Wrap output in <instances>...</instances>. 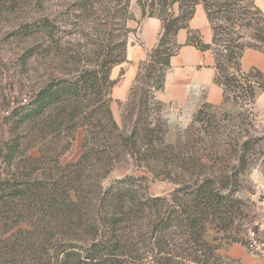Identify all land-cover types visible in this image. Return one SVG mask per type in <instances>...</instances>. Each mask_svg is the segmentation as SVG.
Returning <instances> with one entry per match:
<instances>
[{"label": "trees", "instance_id": "16d2710c", "mask_svg": "<svg viewBox=\"0 0 264 264\" xmlns=\"http://www.w3.org/2000/svg\"><path fill=\"white\" fill-rule=\"evenodd\" d=\"M19 1L0 0V9L12 10ZM109 1L122 22L121 32L112 35L89 64L50 78L12 113L14 134L33 137L40 144V156L32 160L51 168L48 172L45 166L37 177L0 178V223L27 222L32 227L28 237L11 246L0 241V264H212L219 255L208 239L209 231L227 232L241 214L237 188L206 174L205 158L195 150L205 137L191 134L186 143L182 137L165 142L168 126L160 116L163 104L156 94L163 90L171 58L181 48L178 32L189 29L196 6L203 4L212 42L205 43L198 30L189 29L187 43L213 51L215 81L224 89L225 103L255 102L257 89L264 90V73L244 71L241 60L248 48L264 53V12L256 0H137L142 17L160 18L162 30L140 65L121 126L111 108L110 94L117 82L111 71L127 60L128 33L133 31L128 21L135 20L131 0H74L73 6L79 12L76 17L87 20L97 6L109 7ZM46 2L35 0L38 7ZM54 28L50 16H39L22 25L17 35H40L42 46L36 52L49 55L53 48L45 42L54 38ZM215 106L204 102L187 132L197 122L205 124L206 118L215 117L208 112ZM79 127L85 130L83 152L77 162L62 166L59 159ZM204 130L206 136L213 133ZM126 155L133 158L137 170L155 177L166 170L162 162H171L189 177L175 178L168 172L177 184L169 195L148 193L145 175H127L106 184L113 162ZM17 157L23 159L20 145L12 144L9 163ZM91 172H98L97 181ZM10 253L15 256L6 260Z\"/></svg>", "mask_w": 264, "mask_h": 264}, {"label": "rangeland", "instance_id": "374dc122", "mask_svg": "<svg viewBox=\"0 0 264 264\" xmlns=\"http://www.w3.org/2000/svg\"><path fill=\"white\" fill-rule=\"evenodd\" d=\"M73 1L47 0L43 7H38L35 0L29 3L20 0L12 10L0 9V178H27L30 174L33 177L41 176L45 166L50 171L49 165L32 160V157L40 156V144L35 143L33 137L19 138L14 134L15 126L11 117L13 111L23 104L25 98L30 101L33 94L50 78L63 76L67 70L89 64V59L99 54L101 47L109 43L110 37L121 32L122 22L117 18L116 10L111 7V1L107 3V8L97 6L95 14L87 20L76 17L79 12L74 10ZM137 6V0H131L130 10L133 14ZM39 16H50L54 21L56 34L51 41L45 42V46L53 48L49 55L36 52L43 40L40 35H17L22 25L30 24ZM133 21H128V27L131 28ZM31 51L35 53L30 54ZM263 91L259 88L257 94H262ZM125 103L119 106L115 115L121 126L124 125V114L129 111L125 108ZM167 111L166 105H162L160 116L167 121L168 126L164 135L165 142L175 143L182 137L186 143L191 134L205 137V143H198L195 150L205 158L208 165L206 174L215 176L220 183L229 182L233 189L237 188L235 195L241 199V214L234 219L229 230L225 232L213 228L209 231L208 239L218 247L216 253L219 255L218 260H214L212 264H257L252 260L253 255L245 249L243 239L247 229L255 226L264 216V125L261 123L264 104L258 107L254 102L243 99H239L238 103L227 101L209 109L208 112L215 117L206 118L205 124L197 122L191 132L187 130L192 121L185 127L180 121L172 124ZM205 128L211 129L214 134L206 136ZM84 137L85 130L79 127L69 150L59 159L62 166L79 160L83 152ZM12 144L20 145L23 159L17 157L10 164L8 153ZM190 149L193 150V147L190 146ZM113 164L106 184L127 175H145L149 177L147 191L153 195H169L177 187L168 178L170 172L175 178L189 177L188 173L176 168L171 162H162L166 170L157 177L137 170L133 158L128 155L116 159ZM176 172L179 174L176 175ZM97 173L91 172L95 181L98 180ZM93 188L94 185H91V189ZM12 225L14 224L11 222L0 223V241L9 246L20 238L28 237L32 229L27 222L11 228ZM21 231H26L25 235L20 236ZM14 256L10 253L5 259L9 260ZM141 264L153 263L145 261Z\"/></svg>", "mask_w": 264, "mask_h": 264}, {"label": "crops", "instance_id": "0c3cea01", "mask_svg": "<svg viewBox=\"0 0 264 264\" xmlns=\"http://www.w3.org/2000/svg\"><path fill=\"white\" fill-rule=\"evenodd\" d=\"M256 4L264 12V0H256ZM134 15L135 20L130 24L133 31L128 37L127 60L114 66L111 71V78L117 80L111 92L114 116L119 111V106L126 102L140 65L157 45L162 30L161 19L143 18L140 6L135 8ZM189 29L198 30L205 43L212 42L213 30L203 4L196 6L195 14L189 21ZM189 29L184 28L178 32L177 41L181 48L171 58L163 90L156 94L157 99L166 105L170 123L183 122L184 127L192 121L193 115L204 102L216 106L225 103L224 89L215 81L214 53L211 49L202 51L188 44ZM241 66L244 71L258 69L264 73V53L253 48L246 49ZM263 104L264 91L256 95L254 102L258 107ZM252 260L260 264L258 257L253 256Z\"/></svg>", "mask_w": 264, "mask_h": 264}, {"label": "built area", "instance_id": "2783aa9c", "mask_svg": "<svg viewBox=\"0 0 264 264\" xmlns=\"http://www.w3.org/2000/svg\"><path fill=\"white\" fill-rule=\"evenodd\" d=\"M24 102H27V98ZM261 123L264 125V118H261ZM243 245L250 254L260 259V264H264V216L255 226L247 229Z\"/></svg>", "mask_w": 264, "mask_h": 264}]
</instances>
